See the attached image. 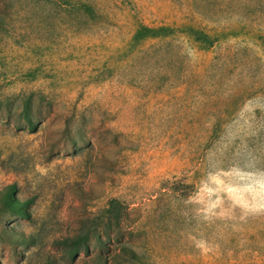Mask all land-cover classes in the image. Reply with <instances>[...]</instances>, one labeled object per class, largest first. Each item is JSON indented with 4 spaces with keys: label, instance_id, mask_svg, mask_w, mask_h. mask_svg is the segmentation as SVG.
I'll return each instance as SVG.
<instances>
[{
    "label": "rangeland",
    "instance_id": "374dc122",
    "mask_svg": "<svg viewBox=\"0 0 264 264\" xmlns=\"http://www.w3.org/2000/svg\"><path fill=\"white\" fill-rule=\"evenodd\" d=\"M105 263L264 264V0H0V264Z\"/></svg>",
    "mask_w": 264,
    "mask_h": 264
},
{
    "label": "trees",
    "instance_id": "16d2710c",
    "mask_svg": "<svg viewBox=\"0 0 264 264\" xmlns=\"http://www.w3.org/2000/svg\"><path fill=\"white\" fill-rule=\"evenodd\" d=\"M30 122V121H29ZM31 126V123H29ZM16 194V190L13 187H7L4 190L1 199V207L8 209L12 213H20L22 211V203L14 200L13 196ZM126 214L125 206L118 199H111L108 202L107 207L103 210V216L106 218V226L114 224L116 227H120L124 216ZM15 239L21 241L20 243L25 242L23 239L17 235H13ZM88 235L87 232L76 234L73 237L65 238L61 241L65 250H67L68 255L73 259L76 258L80 253H88ZM122 249H125L123 246ZM106 264V263H105Z\"/></svg>",
    "mask_w": 264,
    "mask_h": 264
}]
</instances>
